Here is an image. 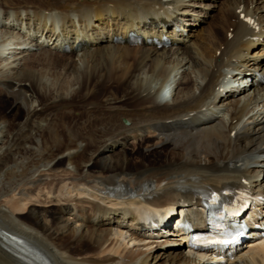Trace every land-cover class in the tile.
Listing matches in <instances>:
<instances>
[{"label":"bare ground","instance_id":"obj_1","mask_svg":"<svg viewBox=\"0 0 264 264\" xmlns=\"http://www.w3.org/2000/svg\"><path fill=\"white\" fill-rule=\"evenodd\" d=\"M209 1L0 0V30H5L0 61L7 50L23 52L27 43L15 34L22 26L27 39L44 38L61 52L46 51L34 59L48 68L74 70L75 63L65 64L66 55L82 51L84 56L92 46L104 44L94 48L96 55L81 74L79 91L85 90L84 96L70 95L50 111L38 133L41 150L27 154L26 161L13 159L30 133L27 125L0 155V184L7 183L0 188V264H158L162 259L166 264H217L190 251L178 231L149 233L144 228L148 223L141 221L152 216L169 221L175 210L194 211L202 196L228 190L264 197V188L251 185L264 169V88L252 104L262 103L257 110L249 103L231 106L224 121L210 109L229 91V78L250 80L254 86L264 79V58L257 57L264 54V46L250 54L264 42V0L228 5V15L216 24L223 35L210 26L205 34L196 28L199 17L215 7ZM129 32L144 41L166 35L171 48L193 37L185 55L200 79L196 93L172 105L151 96L152 86L156 97L170 93L164 66L169 53L151 62L157 83L151 86L136 78L131 84L133 72L157 49L152 42L119 44ZM26 66L15 63L8 74L0 70V85L8 94L0 97V120L30 115L28 92L40 106L52 99L43 83L45 72ZM110 81L113 86L108 87ZM191 84L190 79L180 83L185 90ZM180 85H174V94ZM105 87L114 90L112 99L94 102L91 89ZM49 110L43 107L41 113ZM121 119L131 126L124 127ZM130 134L134 147L107 161L105 154ZM153 141L158 147L143 149ZM10 237L36 250L37 261L27 263L6 251ZM167 246L168 252L159 253ZM222 264H264V238L242 245Z\"/></svg>","mask_w":264,"mask_h":264},{"label":"rangeland","instance_id":"obj_2","mask_svg":"<svg viewBox=\"0 0 264 264\" xmlns=\"http://www.w3.org/2000/svg\"><path fill=\"white\" fill-rule=\"evenodd\" d=\"M235 1L236 0H214L212 1V2H216L215 7L208 8L205 11L206 13L204 14V16L199 17L200 21L196 27L198 31L202 32L201 34H205L209 26L212 27L213 29H218L216 27V24L219 23L220 17L222 15H225V16L228 15L229 12H227V6L231 5ZM16 27L18 28L19 26H16ZM4 31L5 30H0V38L3 36ZM8 31L12 32V30L10 29ZM198 31L194 32V34H196ZM25 32L27 33V30L25 29V27L23 28V26L19 34H18V29H16V32H15V34L20 35L23 38V41L27 43L24 46V50L22 49L23 52L15 51L11 53L14 50L12 51L7 50L6 53L3 55L5 57L4 60L0 61V70L5 71V73L3 74H8L10 73L11 68L14 67L15 63H20L21 68L27 67L26 65H28V67H31L35 73H38L40 71L45 72L46 75L43 78V83L46 85L47 90L51 91L52 99H50L47 102H44L43 105L40 106L38 105V102L36 101L34 96H31L30 92H28L27 96L29 98V105H30L29 109L31 112L30 115L26 116L22 114L18 117L12 118L11 121H10V118H5L3 120H0V137H4L3 138L4 145L2 149H0V155L5 149H8L15 144V141L18 138V136L27 129V125L30 126V133L28 134L27 139L18 145L19 151L13 156V159L16 160L18 163L24 160L26 161V158L29 155V153H32V152L37 153L41 150V147H42L41 138L38 133L42 129L45 128V125L49 118L48 115L50 111L53 109V107L57 105L59 102H68L70 100V95H75L78 92H80L78 93L80 94L79 96H84L85 90L79 91V81H80L81 74L85 73L88 70L87 66L92 60V56L96 55V51H94V48L101 49L104 45L103 43H101V44L92 46L93 51L87 52V55L85 54L84 56H82L83 55L82 51H80V53L74 52L68 55L65 54L66 55L65 60H64L65 64L68 65L70 64V61H72L73 64L75 63L74 70H72L71 68L65 69L61 66L60 67L57 66L56 68L55 67L48 68L46 66L44 67V65L39 64L38 62H36L35 64L33 62L34 59L38 58V56L40 57V55L46 51L49 53H52L53 55H61L60 54L61 52L59 51L60 53H58L57 50L53 48V46H50V44H47L48 42H45L44 38H38L37 36V37H32L31 38V40L33 39L32 41L30 39H27ZM217 32L219 34L221 33L220 35H223L221 30L218 29ZM0 40H2V38ZM193 40H194L193 37H190L188 38L187 41H182L181 44L173 48L157 49L153 53L151 52L149 59L146 60V64L144 63V65L141 68L139 67L137 70L133 72L135 73V75H134V78L131 80V84H133L136 78L141 79L142 81H146L147 84H150L151 86L157 83L159 79L156 77L155 73L151 69H149V67L152 63H154V61H156V59L160 60L162 56L169 53L171 58L169 59V62H167L164 66L169 72L168 82L170 84L169 87L171 89L170 90L171 95H172V90H174L175 88L174 85L178 86L180 85L182 81L186 79H190L192 81V84L187 90H185L183 85L182 86L180 85L181 87H179L176 90L175 94L173 93L171 100L166 101L164 103L172 105L178 102V100H180L181 98H184L185 95H193L194 93H196L197 87L200 83V79L197 77L196 72L192 67L193 66L192 61H188V57H186L185 55V52L189 46L188 44H190ZM263 43L264 42H261L257 46L256 49L251 50L250 54H253L255 50H257V52L262 50L264 46ZM3 45L4 44L0 43V47ZM2 50L4 52L5 49H2ZM172 51H174L173 54H172ZM257 57L264 58V54L262 55L259 54ZM28 62H30V64ZM31 62H33L34 64ZM99 63H101V60ZM154 78H155V81H154ZM61 83L62 84L67 83V86L61 88L60 87ZM108 84H109L108 87L113 86V81H110ZM238 84L240 85L247 84V86L246 88L245 86L241 88V86H236L237 83H234V85L232 86V87L235 86L233 88L234 91H228L227 93H225L224 97L221 98V100L217 99L215 101L216 104L214 106H211L212 108L210 107L212 111H215V110L217 112L219 111L218 113L215 111L216 112L215 115H217L219 118L223 119L224 121H227L229 118L227 114L228 107L235 106V105H242L243 103H249L250 104L249 108H255V110L261 107L262 103H256L259 105V107L257 105H254V107H252L253 106L252 104L254 103V100L258 92L262 91V89L264 88V82L260 86H254L250 81H245V80L242 81L241 83L239 82ZM108 87L91 89V91H94V93H96L93 95L92 100L93 101L95 100L94 102H98L101 99H108V100L112 99L113 96L111 93H113L114 90L113 89L109 90ZM150 89L153 90V86L150 87ZM236 92H238L239 94ZM151 96L155 98V100L159 98V97H156L153 93L151 94ZM0 97L8 98L7 92L4 90V88L1 85H0ZM209 101L210 100H208V102ZM157 103L164 104L160 102H157ZM43 107H46L48 109L50 108V110L45 113H41ZM89 107L91 106H88L87 108ZM9 112H10V109L5 111L7 115H9ZM34 113L38 115L37 116L35 115L31 118L30 116ZM10 122L14 124L12 127L10 126ZM120 123L124 127L131 126L130 121L125 120V119H121ZM133 136L134 135H131V134L127 135V138L125 141H120L119 144L114 146L113 149L109 150V152L105 154V156L108 159L107 161H110L112 160L113 157L120 155L123 149L133 148L135 145V140ZM153 142L154 143H152L153 144L152 146H150L151 144H148L143 149L148 150V149L158 147V146L155 147L154 145L156 144V142L155 141ZM79 145L80 147H82L84 146V143H81ZM86 152L87 154L88 153L90 154V151H86ZM56 159L48 163H44L43 165L39 167V169L40 168L43 169V168H47L51 166L56 161ZM2 161L3 160L0 159V163ZM251 185L255 189L258 187L264 188V169L259 179L252 180ZM2 187L6 188L7 183L4 182L0 184V188ZM93 222L96 223V220ZM168 248L169 247L167 246L166 248L160 249L159 253L165 252V251L168 252ZM158 264H166V262L165 260L162 259Z\"/></svg>","mask_w":264,"mask_h":264}]
</instances>
